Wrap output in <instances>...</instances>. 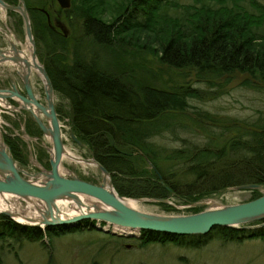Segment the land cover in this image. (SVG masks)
I'll list each match as a JSON object with an SVG mask.
<instances>
[{"label":"trees","instance_id":"1","mask_svg":"<svg viewBox=\"0 0 264 264\" xmlns=\"http://www.w3.org/2000/svg\"><path fill=\"white\" fill-rule=\"evenodd\" d=\"M36 1L25 0V4L37 53L42 52L39 57L60 99L57 113L69 119L76 138L110 172L119 194L132 198L175 196L193 202L238 184L264 185L263 116L238 119L240 125L228 118L220 122L224 121L222 116L198 110L191 123L179 119L187 116L190 99L200 100L206 92L221 91L222 86L216 82L221 77L240 73L246 75L244 85L264 89V2L125 0L113 5L114 11L107 18L103 0H71V6L65 9L56 0ZM46 11L51 20L57 13L63 14L70 27L67 35L50 26ZM112 42L148 50L169 67L194 71L195 82H205L206 87L190 82L173 87L135 83L114 52V68L102 64L99 52ZM63 100H67L68 108ZM25 115V131L41 137L40 126L31 115ZM23 116L19 118L23 120ZM19 124L17 121L13 126ZM199 129L205 135L203 144L181 136ZM166 132L181 140V145L159 143L157 137ZM4 140L17 163L26 165L27 142L12 132L5 133ZM251 192L248 200L261 195L259 189ZM93 222L84 219L73 227L63 224L43 228L0 212V246L10 238L43 240L45 236L50 244L51 235L95 229ZM263 222L258 219L253 222L259 224L256 226H215L206 234L144 229L139 240L141 246L156 241L200 246L215 234L225 241L241 242L264 238Z\"/></svg>","mask_w":264,"mask_h":264},{"label":"rangeland","instance_id":"2","mask_svg":"<svg viewBox=\"0 0 264 264\" xmlns=\"http://www.w3.org/2000/svg\"><path fill=\"white\" fill-rule=\"evenodd\" d=\"M119 1L123 4L125 0H103L102 5H105L103 15L110 18L114 11L113 5H118ZM34 2L37 3L36 0ZM242 2L245 3L246 1ZM261 2H264V0H261ZM7 4L17 5L8 2ZM57 5L60 7L58 2ZM121 7L120 5L119 9ZM251 9L253 10V8ZM9 10V8L0 6V48L5 50L11 48V38L13 41H25L27 38L25 22L21 13L17 10H13L15 13H9ZM46 13L51 27H57L63 33L64 30L69 31V24L64 20L63 14L57 13L51 20L49 13L47 11ZM34 47L38 60L41 62L39 55H42V52H39L38 55L35 38ZM102 49V52H99L103 60L102 64L110 69L114 68L112 67L114 62L112 52H114L116 58L121 60L124 68L129 71V75L132 77L130 79L135 83L151 82L163 87H173L180 83L190 82L195 86L206 87L205 82H195L196 75L194 71L169 67L148 50L133 45H122L119 42L103 45ZM0 59V87L11 88L12 83L15 82L18 88L23 91V78L12 65H9V61L3 60L2 54H0ZM244 77L246 75L236 73L217 79L216 82L222 86L221 91L214 94L213 92H206L205 97L200 100L190 99L191 106L188 109L187 116L183 115L184 117H179V119L182 122L191 123L190 118L195 117L194 111L198 110H207L214 115L222 116L221 118L224 121L220 122H225V119L228 118L230 119L229 122L236 121V124L240 125L239 120L264 117V89L244 85L242 83ZM257 81L258 79L254 77L253 82L256 83ZM30 82L34 91L40 96L41 101L45 102L44 83L41 78L36 74H32ZM54 94L56 107L60 99L56 93ZM12 100L14 99L7 101L8 106L0 103V135L4 137L5 133L12 132L15 135L19 134L27 142L28 163L20 167L25 171L26 177L37 180V176H34V174L42 171L41 167L50 169L51 155L48 150L51 147V140L44 134L41 137L32 136L27 132L24 134L25 113L31 114L26 110L17 109L18 102L14 100L16 103H13ZM62 104H64V107H69L67 100H63ZM19 115H24L23 120L19 118ZM41 117L44 122L47 121L43 114H41ZM58 117L62 125L65 149L76 154L77 157L91 158L87 145L80 139L82 144H79L72 137L71 133L74 132L69 124V119L66 116L60 117L58 115ZM17 121H20V124L16 128L13 124ZM199 131L201 135H199ZM199 131L196 132L197 134L183 132L181 136L189 139L194 138L195 141H200L203 144L205 135L202 130L199 129ZM216 131H219L218 127ZM157 141L170 147H178L182 143L181 140L174 139L173 134L169 132L157 137ZM61 161V172L64 175H77L95 183L103 179V175L97 166L72 161L65 154ZM251 190L237 189L231 186L218 191V193L204 195L193 202L183 201L171 196L163 201L168 204L166 207L161 205L158 200L150 197L133 198L138 200L137 208L140 210L174 215L194 213L218 205L243 202L252 196ZM261 190H259L260 194L262 193ZM123 196L132 198L131 196ZM15 198L20 208L27 210L30 204L29 199L16 196ZM84 198H86V202L92 204L91 201L93 200L90 197L84 196ZM8 201L3 200V203L6 205ZM35 201L41 207L40 202ZM198 202L202 203L198 204ZM196 207L200 208L196 209ZM2 209L4 208L0 202V210ZM257 220L248 221L243 225H257L253 224ZM93 223L95 229L82 228L81 230L71 231V233L53 234L51 235L50 244H48L46 236L43 240L23 238L16 241L10 238L0 246V264H90L93 261H97L98 264H264V238L245 239L241 242L231 239L225 241L214 234L204 240L200 246L178 244L171 241L165 243L156 241L141 246L140 232L136 231V235L128 236L120 228L111 224L108 225L106 222L94 220Z\"/></svg>","mask_w":264,"mask_h":264},{"label":"water","instance_id":"3","mask_svg":"<svg viewBox=\"0 0 264 264\" xmlns=\"http://www.w3.org/2000/svg\"><path fill=\"white\" fill-rule=\"evenodd\" d=\"M57 2L64 9L71 5L70 0H57ZM0 6L21 13L25 22L26 36L33 42L34 47V35H32L31 20L25 0H18L17 5L7 4L5 0H0ZM67 32L68 30H64L66 35ZM10 43V49L17 51L12 40ZM3 50L5 49L0 48L2 56ZM33 53L34 56H37L35 47ZM40 63L49 86V89H46L44 85L45 102L41 101L40 96L34 91L30 80L23 76L21 78H23L24 91L13 82L11 88L0 87V100L5 103L10 99L16 100L18 102L17 109L28 111L40 126L43 134L51 140V147L48 150L51 155L50 169L41 167L42 171L34 174L37 176V180L26 177L25 171L20 167L25 165L17 163L2 137L4 145L0 149V192L19 198L34 199L43 203L45 207L41 209L42 217L37 220L27 217L26 221H19L12 211L2 209L0 212L18 222L41 227L63 224L75 226L84 219L100 220L120 228L128 236L136 235L137 232L144 229L175 234H206L215 226L243 227L246 226L243 223L248 221L264 219V185L261 183H244L234 186L237 189H263L260 196L251 200L218 205L194 213L168 215L143 211L126 203L124 201L126 197L115 189L110 172L93 156L91 159L95 161L103 175L102 181L95 183L77 175L62 174L61 160L66 154L62 125L56 108H54V88L43 63ZM41 114L46 117V122L42 119ZM71 135L79 144H82L74 133ZM39 175L42 176L39 177ZM81 195L88 196L93 200L91 209L87 205V211L71 216L60 215L58 208L54 210L58 199L70 198L75 203L83 204ZM153 199L166 201V198Z\"/></svg>","mask_w":264,"mask_h":264},{"label":"bare ground","instance_id":"4","mask_svg":"<svg viewBox=\"0 0 264 264\" xmlns=\"http://www.w3.org/2000/svg\"><path fill=\"white\" fill-rule=\"evenodd\" d=\"M12 40V38H11ZM13 41V40H12ZM13 43L17 47V51H14L13 49L3 50V60L9 61V65H12L13 68L16 69V71L20 74V76L27 77L30 80V77L32 74H36L41 78L43 81L46 89H49L47 79L44 74V71L42 69V64L38 60L37 56H34L33 50V42L27 37L25 41H13ZM1 60V59H0ZM2 105L8 106L7 103L4 101H1ZM2 137L0 135V149L3 147ZM69 159L72 161L80 162L82 164H86L89 166H96V163L93 159H85L83 157H80L72 152H69L66 150L65 154ZM42 175H39V177ZM17 197V196H16ZM82 201H84L83 204L75 203L73 199L70 198H63L56 200L55 209H59V214L62 216H71L78 214L80 212L87 211V205L91 209L92 204L86 202V198H84L83 195H81ZM3 200H9L6 205L3 203ZM124 201L128 203L129 205L133 207H137V201L135 198L126 197L124 198ZM0 202L1 206L4 209H7L9 211H12L15 217L19 221H26V218H32V219H39L42 217L40 215L42 213L41 209H43L45 206L43 203L40 202L41 207L36 203L34 199L29 200V207L27 210L21 209L18 202L16 201L15 196L0 192ZM71 203V204H68Z\"/></svg>","mask_w":264,"mask_h":264},{"label":"flooded vegetation","instance_id":"5","mask_svg":"<svg viewBox=\"0 0 264 264\" xmlns=\"http://www.w3.org/2000/svg\"><path fill=\"white\" fill-rule=\"evenodd\" d=\"M24 91V90H23ZM32 116V115H31Z\"/></svg>","mask_w":264,"mask_h":264},{"label":"built area","instance_id":"6","mask_svg":"<svg viewBox=\"0 0 264 264\" xmlns=\"http://www.w3.org/2000/svg\"><path fill=\"white\" fill-rule=\"evenodd\" d=\"M109 225V224H108Z\"/></svg>","mask_w":264,"mask_h":264}]
</instances>
